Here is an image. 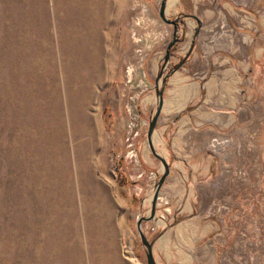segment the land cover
I'll use <instances>...</instances> for the list:
<instances>
[{
	"label": "rangeland",
	"instance_id": "374dc122",
	"mask_svg": "<svg viewBox=\"0 0 264 264\" xmlns=\"http://www.w3.org/2000/svg\"><path fill=\"white\" fill-rule=\"evenodd\" d=\"M159 4L0 0V264H146L136 229L155 172L142 159L154 107L145 96L173 30ZM250 129L264 136V125ZM256 195L228 244L262 234L264 247V186ZM158 202L164 220L144 222L149 240L171 215ZM250 256L232 249L219 264Z\"/></svg>",
	"mask_w": 264,
	"mask_h": 264
},
{
	"label": "crops",
	"instance_id": "0c3cea01",
	"mask_svg": "<svg viewBox=\"0 0 264 264\" xmlns=\"http://www.w3.org/2000/svg\"><path fill=\"white\" fill-rule=\"evenodd\" d=\"M185 5L180 0L172 10L200 24L184 18L179 25L184 39L171 62L190 54L163 90L155 145L169 164L159 201L166 198L171 215L153 234L152 252L157 264H219L233 249L251 254L242 264H264L262 234L249 241L253 246L227 243L244 235L240 228L233 235L232 221L245 220V206L262 199L256 194L264 186L256 153L261 158L264 136L246 133L264 125V0ZM145 99L153 105L154 94ZM142 159L160 171L150 150Z\"/></svg>",
	"mask_w": 264,
	"mask_h": 264
},
{
	"label": "water",
	"instance_id": "95a60500",
	"mask_svg": "<svg viewBox=\"0 0 264 264\" xmlns=\"http://www.w3.org/2000/svg\"><path fill=\"white\" fill-rule=\"evenodd\" d=\"M168 1L169 0H160L158 15L163 22L173 26L172 39L168 42V45L165 49V53L160 61V67L158 69L157 75L154 79V85H155L154 107L151 110V116L149 119L148 129L146 132V141L149 150L151 154L156 159H158L161 168L159 172L158 171L154 172L155 176H154L153 184L150 188V192H148L141 199L139 205V212L136 220V229L146 253V264H157L152 252V245L154 243L156 236L151 238V240L147 238L144 231V222H148V221L157 222L158 220L162 219V216H160L157 213L158 197H159L160 188L165 178L169 174V164L166 158L163 156L162 152L155 145V133L157 129L158 118L160 116L161 107H162L163 90L170 75L174 71H176L177 69L183 66V64L185 63V61L187 60L190 54V50L185 54V56H183L181 60L175 63L171 68L167 69V67L171 58L172 49L175 47L176 44L183 41L184 39L183 34L181 36L178 35L179 25H182L184 27L183 19L192 18L196 21L198 25L200 24L198 18L191 14L178 13L172 17L168 16L167 14ZM146 201L149 204H148V208L144 211V205Z\"/></svg>",
	"mask_w": 264,
	"mask_h": 264
},
{
	"label": "built area",
	"instance_id": "2783aa9c",
	"mask_svg": "<svg viewBox=\"0 0 264 264\" xmlns=\"http://www.w3.org/2000/svg\"><path fill=\"white\" fill-rule=\"evenodd\" d=\"M132 127V126H131ZM133 129V128H132ZM137 134V132H135L134 134H131L129 137H128V140L130 141V142H133V136H135ZM132 136V137H131ZM154 174V173H153ZM154 176H155V174H154ZM153 180H154V177H153ZM158 201H159V197H158ZM158 204H159V202H158ZM160 216H162V215H160ZM160 220H164V217L162 216V219H160Z\"/></svg>",
	"mask_w": 264,
	"mask_h": 264
},
{
	"label": "bare ground",
	"instance_id": "6f19581e",
	"mask_svg": "<svg viewBox=\"0 0 264 264\" xmlns=\"http://www.w3.org/2000/svg\"><path fill=\"white\" fill-rule=\"evenodd\" d=\"M78 8H80V7H78ZM73 10V9H72ZM69 17V16H68ZM70 17H71V14H70ZM94 31H96V30H94Z\"/></svg>",
	"mask_w": 264,
	"mask_h": 264
}]
</instances>
